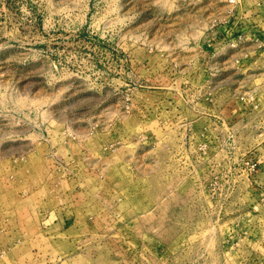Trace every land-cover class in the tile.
Listing matches in <instances>:
<instances>
[{"label":"rangeland","instance_id":"374dc122","mask_svg":"<svg viewBox=\"0 0 264 264\" xmlns=\"http://www.w3.org/2000/svg\"><path fill=\"white\" fill-rule=\"evenodd\" d=\"M0 264H264V0H0Z\"/></svg>","mask_w":264,"mask_h":264}]
</instances>
